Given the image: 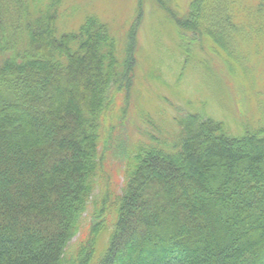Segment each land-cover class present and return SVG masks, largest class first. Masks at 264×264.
Wrapping results in <instances>:
<instances>
[{
    "label": "trees",
    "instance_id": "16d2710c",
    "mask_svg": "<svg viewBox=\"0 0 264 264\" xmlns=\"http://www.w3.org/2000/svg\"><path fill=\"white\" fill-rule=\"evenodd\" d=\"M61 2L0 0V264H264V107L252 120L193 105L163 137L140 126L121 192L106 185L110 209L84 227L138 23L123 34L90 14L61 30ZM252 7L264 32V0ZM236 14V0H190L174 16L187 55L202 38L244 61Z\"/></svg>",
    "mask_w": 264,
    "mask_h": 264
},
{
    "label": "rangeland",
    "instance_id": "374dc122",
    "mask_svg": "<svg viewBox=\"0 0 264 264\" xmlns=\"http://www.w3.org/2000/svg\"><path fill=\"white\" fill-rule=\"evenodd\" d=\"M189 1L61 2L64 15L59 20L62 23L61 30L78 27L90 14H97L123 34L127 33L131 24L138 23L134 47L139 64L137 75L130 85V91L123 88L116 93L114 106L108 111L109 117L106 119L102 140L105 142L102 148L107 152V168L84 215L83 224L86 228L93 214L95 215V209L102 208L98 207L99 203L101 205L107 198L106 185H114L115 191L121 192L125 154L130 148L131 140L133 142L139 137L140 126L154 131L153 122H156L161 132H154L163 137L166 130L174 127V117L187 113L189 108L192 110L193 105L197 110L205 108L207 111L208 108L218 117H239V114H247L252 120L261 117L264 107V32L258 33L256 22L260 18L252 7L258 0H236L237 20L247 21L250 26L247 36L251 42L244 45L248 50L244 61L233 60L224 48L213 42H204L202 38L194 40L193 51L190 56L187 55L181 42L187 37L189 45L193 34L186 32L180 35L174 16L183 14ZM186 58L188 60L184 65ZM110 201L106 200L108 203ZM110 204L112 203L107 204L106 209H110ZM102 215L106 218L108 212L104 210ZM77 239L75 237L73 240L71 249L75 247Z\"/></svg>",
    "mask_w": 264,
    "mask_h": 264
}]
</instances>
